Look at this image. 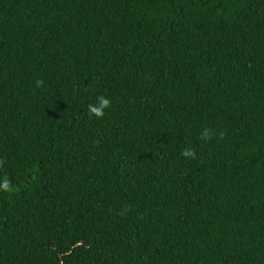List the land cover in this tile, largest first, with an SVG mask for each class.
I'll return each mask as SVG.
<instances>
[{
	"label": "trees",
	"instance_id": "obj_1",
	"mask_svg": "<svg viewBox=\"0 0 264 264\" xmlns=\"http://www.w3.org/2000/svg\"><path fill=\"white\" fill-rule=\"evenodd\" d=\"M5 178L0 264H264V0H0Z\"/></svg>",
	"mask_w": 264,
	"mask_h": 264
},
{
	"label": "clouds",
	"instance_id": "obj_2",
	"mask_svg": "<svg viewBox=\"0 0 264 264\" xmlns=\"http://www.w3.org/2000/svg\"><path fill=\"white\" fill-rule=\"evenodd\" d=\"M36 84H37V87H40L42 86L43 81L38 80ZM110 106H111V100L106 99L105 97L101 96L99 97L98 104L88 106L89 116L90 117L94 116L96 118H102L104 115L105 109L109 108ZM220 136L222 137L223 133H220ZM210 138H211V130L205 128L203 132L201 133V139L207 141ZM181 155L185 158H191V159L196 158V154L193 149H185L182 151ZM0 189H2L3 191H14V189L10 186V182L7 180V178H5L3 183L0 184Z\"/></svg>",
	"mask_w": 264,
	"mask_h": 264
}]
</instances>
